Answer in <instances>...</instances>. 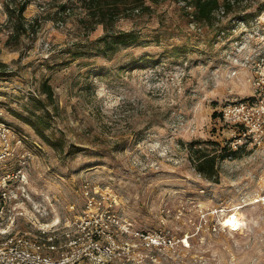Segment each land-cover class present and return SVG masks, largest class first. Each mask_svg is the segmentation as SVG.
Wrapping results in <instances>:
<instances>
[{
  "label": "rangeland",
  "instance_id": "374dc122",
  "mask_svg": "<svg viewBox=\"0 0 264 264\" xmlns=\"http://www.w3.org/2000/svg\"><path fill=\"white\" fill-rule=\"evenodd\" d=\"M21 1L0 0V59L13 73L0 78V120L29 136L32 153L33 199L14 227L38 234L56 218L109 210L119 220L112 228L125 230L112 264H264V101L252 141L219 161L218 181L191 159L193 142L214 149L213 140L238 137L235 123L213 115L221 103L264 99V10L243 18L264 0L219 9L213 24L194 20L186 0H148L151 11L109 25L140 34L110 53L98 43L103 24H83L75 0H29L18 37L6 5ZM44 79L56 146L19 114Z\"/></svg>",
  "mask_w": 264,
  "mask_h": 264
},
{
  "label": "built area",
  "instance_id": "2783aa9c",
  "mask_svg": "<svg viewBox=\"0 0 264 264\" xmlns=\"http://www.w3.org/2000/svg\"><path fill=\"white\" fill-rule=\"evenodd\" d=\"M264 99L245 98L229 100L219 105L217 116L237 125L239 134L225 142L233 149L252 141L251 133L258 121L253 116L256 105ZM259 112V110H258ZM260 125V124H259ZM264 131V125L261 126ZM29 136L17 130L7 121L0 120V264H112L116 257L117 236L124 234L122 227L112 228L109 220L118 218L106 212L84 211L81 216L64 217L53 221V229L41 226L40 232H21L14 227L15 215H26L24 203L33 199L28 189V166L31 151L24 143ZM243 142V143H242ZM34 145L40 148V141L34 139ZM22 146V147H21ZM17 154L15 168L9 160ZM35 202L33 201L32 204ZM36 207V205L34 204ZM70 208H74L73 205ZM7 217V220L5 219ZM7 221V222H6ZM35 223V221H33ZM59 225V226H58ZM118 226V225H116ZM117 233V234H115ZM140 237L151 238L150 233L137 231ZM134 251L139 244L126 240Z\"/></svg>",
  "mask_w": 264,
  "mask_h": 264
},
{
  "label": "trees",
  "instance_id": "16d2710c",
  "mask_svg": "<svg viewBox=\"0 0 264 264\" xmlns=\"http://www.w3.org/2000/svg\"><path fill=\"white\" fill-rule=\"evenodd\" d=\"M79 7L85 10L87 18L82 19V23H90L89 29H93L94 24H103L106 31L98 37V43L105 52H114L121 44H130L137 42L140 38L138 31L117 30L111 31L109 25L114 23L122 16H133L137 13H145L152 10L148 0H75ZM157 2L158 0H152ZM240 0H186V3L193 6L192 16L196 21H205L207 24H213L216 18V11L221 9L223 12H230ZM29 0L17 2L15 4L7 3L6 9L10 17L16 21V30L18 37L21 32L27 30L29 23L26 20L24 11ZM72 7L64 2L60 4V12H69ZM264 10V2L254 12L245 13L243 17H253L259 15ZM85 26V25H84ZM9 64L0 59V78H5L13 73L8 69ZM39 92L36 95H31L29 102L30 107H27V114L19 113L22 118L28 122L37 134L45 141L56 146L57 143L46 132L50 126L49 118H51V107L56 106L54 98V89L52 84L44 79L41 81L38 88ZM217 111L213 112L217 116ZM214 149H208L201 146L200 141L192 143L191 159L194 167L199 173L214 181L219 180L218 164L219 161L237 154L242 146L233 149L228 144L221 145L213 140Z\"/></svg>",
  "mask_w": 264,
  "mask_h": 264
},
{
  "label": "bare ground",
  "instance_id": "6f19581e",
  "mask_svg": "<svg viewBox=\"0 0 264 264\" xmlns=\"http://www.w3.org/2000/svg\"><path fill=\"white\" fill-rule=\"evenodd\" d=\"M232 222H236V221H232Z\"/></svg>",
  "mask_w": 264,
  "mask_h": 264
}]
</instances>
